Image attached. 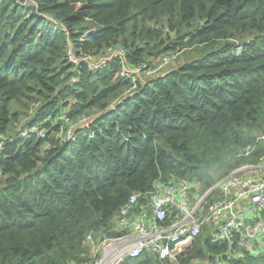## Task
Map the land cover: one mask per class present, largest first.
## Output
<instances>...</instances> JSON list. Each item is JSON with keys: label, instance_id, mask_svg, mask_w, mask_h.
<instances>
[{"label": "trees", "instance_id": "trees-1", "mask_svg": "<svg viewBox=\"0 0 264 264\" xmlns=\"http://www.w3.org/2000/svg\"><path fill=\"white\" fill-rule=\"evenodd\" d=\"M114 44L133 62L174 53L177 64L74 141L55 143L61 124L51 123L46 137H19L24 124L68 109L76 119L121 96L132 81L116 77L120 60L72 84L71 54ZM3 139L0 264H78L86 235L119 234L120 209L134 193L140 207L157 180L188 178L203 193L261 163L264 0H0ZM242 254L201 234L179 264H264V250ZM123 264L173 263L147 251Z\"/></svg>", "mask_w": 264, "mask_h": 264}, {"label": "built area", "instance_id": "built-area-1", "mask_svg": "<svg viewBox=\"0 0 264 264\" xmlns=\"http://www.w3.org/2000/svg\"><path fill=\"white\" fill-rule=\"evenodd\" d=\"M177 56L167 53L154 61L137 63L132 61L124 44L106 46L100 52L87 55L71 54L69 61L76 67L72 84L84 71H103L117 60H120V67L116 77L129 79L132 84L102 110L82 113L76 119L69 116L70 109L51 114L40 123L24 124L19 137H30L35 133L46 137L49 131L45 125L51 123L61 124V133L55 143L74 141L84 125L115 109L123 98L134 95L141 85L167 74ZM30 119L31 115L25 122ZM95 133L94 130L89 135ZM3 145L4 139L0 141V154ZM47 145L50 147L51 143L47 142ZM193 187L188 178L179 177L170 182L159 179L151 196L140 207V194H132L115 217L119 234L88 233L85 238L87 247L79 254L78 264H123L147 251L160 261L179 264L180 259L192 251L195 239L201 234H206L214 242L226 241L230 248L236 247L240 251V256L243 251L253 253L264 242V157L259 164H247L233 170L203 193L193 192ZM186 264L202 262L195 259Z\"/></svg>", "mask_w": 264, "mask_h": 264}, {"label": "rangeland", "instance_id": "rangeland-1", "mask_svg": "<svg viewBox=\"0 0 264 264\" xmlns=\"http://www.w3.org/2000/svg\"><path fill=\"white\" fill-rule=\"evenodd\" d=\"M129 54H131V51L129 50ZM184 57L185 55H182L178 61H184ZM174 64H177V62H175ZM23 123V122H22ZM255 174V173H254ZM220 190V189H219ZM219 194V191H217L216 195ZM264 250V242L260 243L257 247L256 250L253 253H261ZM253 253H251V255H253ZM201 261V260H200ZM202 262V261H201ZM217 262L220 263V260L217 259ZM202 264H204V262H202ZM208 264H214V263H208Z\"/></svg>", "mask_w": 264, "mask_h": 264}]
</instances>
